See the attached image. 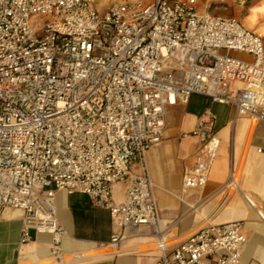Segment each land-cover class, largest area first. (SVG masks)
Wrapping results in <instances>:
<instances>
[{
  "label": "built area",
  "instance_id": "built-area-1",
  "mask_svg": "<svg viewBox=\"0 0 264 264\" xmlns=\"http://www.w3.org/2000/svg\"><path fill=\"white\" fill-rule=\"evenodd\" d=\"M199 4L0 0V219L20 212L25 242L31 230L50 234L59 255V191L108 210L114 245L130 230H157L147 156L177 99L206 96L264 124L263 36ZM216 119L206 111L192 132L201 147L184 171L185 191L207 183L220 147ZM118 184H126L120 202ZM238 186L232 173L225 187ZM242 230L207 225L173 243L160 235L157 264H242Z\"/></svg>",
  "mask_w": 264,
  "mask_h": 264
},
{
  "label": "crops",
  "instance_id": "crops-1",
  "mask_svg": "<svg viewBox=\"0 0 264 264\" xmlns=\"http://www.w3.org/2000/svg\"><path fill=\"white\" fill-rule=\"evenodd\" d=\"M259 4L251 9L264 6V0ZM206 111L217 118L220 147L206 185L185 191L184 171L201 147L199 138L192 132ZM263 150L264 124L248 117L236 118L233 106L215 103L206 96L192 95L187 102L177 99L175 104L166 107L162 142L147 156L148 169L156 185L160 218L157 230H130L126 240L114 245L112 239L119 230L113 225L108 210L96 207L87 195L59 191L57 213L66 230L59 255L54 254L50 234L31 230L32 237L25 242L24 218L20 212L11 211L0 219V264L45 261L65 264L66 260L87 252L108 255L73 264H157L162 257L158 236L172 243L179 242L205 225L237 222L243 223L242 231L247 239L242 264H264V221L251 210L242 195L250 194L264 212ZM232 173L237 176L242 193L225 187ZM125 189L126 184L116 186L117 202L123 200Z\"/></svg>",
  "mask_w": 264,
  "mask_h": 264
},
{
  "label": "rangeland",
  "instance_id": "rangeland-1",
  "mask_svg": "<svg viewBox=\"0 0 264 264\" xmlns=\"http://www.w3.org/2000/svg\"><path fill=\"white\" fill-rule=\"evenodd\" d=\"M261 0H199L200 8L207 10L214 15L236 18L243 22L245 18L253 11V7H256ZM99 2V1H98ZM105 3V2H101ZM100 9H105V6ZM264 24V20L262 21ZM232 55L239 57L240 59L248 60V56L242 54L233 53ZM248 58V59H247ZM207 226V225H205Z\"/></svg>",
  "mask_w": 264,
  "mask_h": 264
},
{
  "label": "bare ground",
  "instance_id": "bare-ground-1",
  "mask_svg": "<svg viewBox=\"0 0 264 264\" xmlns=\"http://www.w3.org/2000/svg\"><path fill=\"white\" fill-rule=\"evenodd\" d=\"M264 19V6L259 9H254L251 14L243 20L244 25L252 30L257 31L264 37V25L262 24V20ZM240 192V190L238 189ZM242 193V192H240ZM246 203L250 206L251 210L256 213L257 217L264 221V212L259 209L258 204L254 201L250 194H242ZM212 224V223H210ZM108 254L106 252H87L80 255H77L73 260H66L65 264H73V263H82V262H91L101 258L106 257ZM40 264H59L54 261H45Z\"/></svg>",
  "mask_w": 264,
  "mask_h": 264
}]
</instances>
